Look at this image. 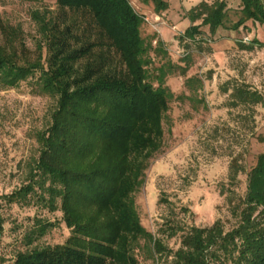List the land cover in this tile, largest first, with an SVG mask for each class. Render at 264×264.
<instances>
[{
  "label": "trees",
  "instance_id": "1",
  "mask_svg": "<svg viewBox=\"0 0 264 264\" xmlns=\"http://www.w3.org/2000/svg\"><path fill=\"white\" fill-rule=\"evenodd\" d=\"M139 1L153 14L170 4ZM232 1L235 21H229L228 0H199L185 14L190 24L180 39L195 40L204 29L212 36L219 28L238 32L247 22L264 25V0ZM30 18L38 35L33 50L21 25L0 11V88L34 80V92L48 96L53 107L34 134L37 153L26 163V182L1 199L27 204L36 198L61 213L70 235L61 244L31 246L54 225L36 219L25 234L29 247L15 253L13 264H139V252L165 264H264V132L255 131L264 95L246 83L233 84L229 93L232 107L248 111L250 139L262 146L248 165L242 154L231 155L227 181L220 184L234 222L225 228L219 219L204 227L175 221L166 228L168 237H179L173 249L143 227L133 195L163 146L171 100L199 94L203 78L187 75L188 57L181 65L167 58L159 40L153 46V37L142 35L145 17L130 0H54L53 9L34 8ZM237 43L240 50L264 48L256 37ZM175 75L185 78L177 95L167 84ZM199 101L207 106L203 97ZM4 223L0 204V242Z\"/></svg>",
  "mask_w": 264,
  "mask_h": 264
},
{
  "label": "rangeland",
  "instance_id": "2",
  "mask_svg": "<svg viewBox=\"0 0 264 264\" xmlns=\"http://www.w3.org/2000/svg\"><path fill=\"white\" fill-rule=\"evenodd\" d=\"M167 1L170 3L168 9L159 14H153L152 6L139 0H130V3L145 17L142 35L153 37V46L159 40L169 54L167 58L171 57L181 65V59L188 57L190 67L186 73L200 75L203 89L199 94H190L191 98L171 100L163 121V146L149 159L144 182L133 197L146 231L176 249L178 235L168 237L166 230L167 225L175 221L204 227L219 219L225 228L234 222L227 202L220 195V184L227 181L231 155L242 154L248 165L253 161L252 153L262 146L250 139L251 123L244 119L249 115L248 111L232 107L229 93L233 84L246 83L264 95V48L255 46L251 51L240 50L237 43L240 39L249 43L254 37L264 42V25L247 22L238 32L219 28L212 36L204 29L205 32L203 30L195 40H181L190 24L185 14L199 0ZM236 3L228 0L229 21L237 18ZM34 8L53 9L54 0H44L37 5L0 0L4 19L21 25L26 45L31 50L38 37L35 23L30 18ZM184 81V77L175 75L168 78L167 84L177 95L184 90ZM224 87L230 90L225 93ZM35 90L31 79L14 89L0 88V204L5 222L0 264H13L15 253L29 247L25 234L36 226V219L48 220L54 225L31 246L61 244L70 235L61 213L50 211L36 198L32 197L27 204H8L1 199L26 182V163L37 153L34 134L47 124L53 107L48 96L36 94ZM188 94L187 91L185 95ZM200 97L206 107L199 101ZM255 115L256 133L264 132V105L256 107ZM240 186L245 189V175H241ZM137 255L139 264H165L145 259L142 252Z\"/></svg>",
  "mask_w": 264,
  "mask_h": 264
}]
</instances>
